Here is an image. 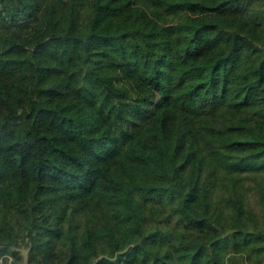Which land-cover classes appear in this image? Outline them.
<instances>
[{
    "label": "trees",
    "instance_id": "trees-1",
    "mask_svg": "<svg viewBox=\"0 0 264 264\" xmlns=\"http://www.w3.org/2000/svg\"><path fill=\"white\" fill-rule=\"evenodd\" d=\"M264 264V0H0V264Z\"/></svg>",
    "mask_w": 264,
    "mask_h": 264
},
{
    "label": "water",
    "instance_id": "water-1",
    "mask_svg": "<svg viewBox=\"0 0 264 264\" xmlns=\"http://www.w3.org/2000/svg\"><path fill=\"white\" fill-rule=\"evenodd\" d=\"M22 255V258H23V264H26L27 262V253H28V250L27 249H18Z\"/></svg>",
    "mask_w": 264,
    "mask_h": 264
}]
</instances>
